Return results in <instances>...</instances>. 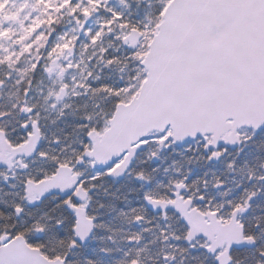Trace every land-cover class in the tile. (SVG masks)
I'll use <instances>...</instances> for the list:
<instances>
[{
  "label": "snow or ice",
  "instance_id": "1",
  "mask_svg": "<svg viewBox=\"0 0 264 264\" xmlns=\"http://www.w3.org/2000/svg\"><path fill=\"white\" fill-rule=\"evenodd\" d=\"M149 7L143 17L132 19V13L100 0L106 17L90 40L93 59L108 75L102 79L89 71L82 76L78 95L94 100L91 111L84 105L76 125L84 138L71 158L34 153L49 162L51 171L25 180L36 188L62 170L76 177L57 200L67 225L64 216L47 213L23 221L25 205L37 207L44 196L21 198L7 215L22 226L0 231V264H73L76 255L83 256L81 264H97L79 252L91 234L81 225L88 223L94 231L99 219L89 211L96 181L133 175L137 184L151 185L154 177L135 167L137 156L146 154L143 163H148L177 145L184 146L181 167L174 162L167 182L158 181L141 196V208L158 213L163 222L156 264H264V157H253L258 168L243 159L252 155L246 150L264 151V0H149ZM34 123L39 131V122ZM21 127L25 138L33 135L32 124L22 121ZM118 132L124 134L121 146L101 156L99 145ZM23 164L26 170L28 162ZM85 165L94 170L87 178L80 170ZM212 165L222 166L233 185ZM196 166L202 172L194 176ZM145 219L134 217L135 222ZM53 231L49 239L56 247L49 249L45 237ZM98 252L108 255L111 249Z\"/></svg>",
  "mask_w": 264,
  "mask_h": 264
},
{
  "label": "rangeland",
  "instance_id": "2",
  "mask_svg": "<svg viewBox=\"0 0 264 264\" xmlns=\"http://www.w3.org/2000/svg\"><path fill=\"white\" fill-rule=\"evenodd\" d=\"M141 2L143 6L139 7L137 3L134 4L129 0H108V6L125 15L132 13L134 19H139L151 10L149 0H141ZM94 11L96 15L90 17L89 15ZM71 14L75 18H70ZM87 15L88 21L79 33L78 28L84 23ZM105 17L106 13L100 8V0L94 3L89 0H71V2L69 0H0V25H2L0 82L4 84L0 94H2L1 101L4 105L2 111L7 109L11 112V119L3 125L12 124L13 120L19 121L20 126L22 121L28 122L31 118L19 116L21 107H33V103L38 102L39 110L44 111L45 103L46 106L56 103L55 98L63 87L66 94L53 108L68 113L67 111H70L74 104L81 108L80 103L85 111L84 105L87 103V110H92L89 105H92L94 100L79 96L78 90L82 83V76L89 71L102 79L107 77L108 74L102 70L100 64L94 62L84 65L78 54L66 65L59 63L52 75L43 74L49 68L53 57L58 56L64 60L69 56L71 46L75 45L77 48L83 46L82 50L85 53L88 51L94 54L90 35H99L98 27ZM75 21L79 22L78 26L74 25ZM85 55V62H91L90 55ZM38 75L40 79L30 82V78L34 76L35 79ZM39 114L38 111L37 116ZM83 170L89 173V176L93 175V171L88 166ZM28 219L27 215L22 217L23 221ZM114 226H110L109 229L113 231ZM113 236L114 234L111 235ZM152 242L156 243V240L149 239L147 243L149 245L147 248L144 247V252L149 251ZM157 253L158 249L154 247L151 248L148 256L155 257ZM128 260H130L129 256L123 254L117 262Z\"/></svg>",
  "mask_w": 264,
  "mask_h": 264
},
{
  "label": "flooded vegetation",
  "instance_id": "3",
  "mask_svg": "<svg viewBox=\"0 0 264 264\" xmlns=\"http://www.w3.org/2000/svg\"><path fill=\"white\" fill-rule=\"evenodd\" d=\"M93 14H96V11ZM76 49L79 51V56L82 59V64L84 63V65H87V63L85 62L86 60L85 54H89V52L87 51L85 53V51L82 50L83 46L77 48V46L74 45V46L69 47L70 55L67 56L64 60H62L58 56L53 57L52 61L53 60L56 61V67L61 62H62L61 64H64V63L65 65L68 64L71 61V58L76 56V51H77ZM40 68H43V67H40ZM52 73L53 71L51 73H48L46 69L43 75L46 74L47 76H50L52 75ZM0 84L2 85L0 87V92H1L4 88H3V83L0 82ZM61 89L62 88H60V91ZM63 89H64V92H63L64 93L63 97H64L66 94V91L64 87ZM1 96L2 94H0V108H1L0 109V132L3 133L4 138H5V131H6L7 139L5 140L10 146L16 147L22 144L21 140L26 142L28 138H25L24 130L19 125V121L16 122L15 120H13V123L11 122L12 124L3 125L6 121H9L11 119V115H10L11 112H9L7 109L3 110L5 112L2 111V107L4 105H2ZM37 104H38L37 102H34L33 107H29V108L21 107L19 116L21 118H25V117L31 118L29 119L28 123L34 125V122L38 121L37 113L40 109ZM54 106L55 105H50V108H53ZM29 109L34 110V114L30 112L29 114L25 115L24 112ZM6 112H9V113H6ZM38 122H39L40 139L38 142V149L36 153H39L40 151H46L49 153L50 157L62 156L63 158H71L74 156V153H72L73 150L71 152L69 151V148L73 146V143H70L67 140V138L65 139V136L61 133H59L58 135L54 134L50 126L45 125L43 127L44 118L39 120ZM57 139L59 140V143L55 142ZM78 148H79L78 146L76 145L74 146V149H78ZM246 151L248 152L252 151L253 155L259 154L262 157H264V151H262L261 153H256L255 149H249ZM163 154L164 152L161 153L160 158L158 159V161H160L162 164V167L158 174V181L167 182V178L173 174V170L167 169L164 166L163 163H165V160L162 157ZM243 159H247L250 166L258 168L259 162L256 161L255 159H249L248 156L244 157ZM24 161L28 162V167L26 170H24V164H23ZM85 167L86 165L81 166L80 170L83 176L87 178L89 177V175L88 173H86V171L83 170ZM165 169H167L168 171L165 172ZM211 169L212 171L215 172L216 175L224 176L225 180L230 186L233 185V181L224 174L222 170V166L212 165ZM45 171H49V172L51 171L50 164L48 161H41L38 158V155H35V156L33 155L32 157H29L26 159L17 158V159L12 160V167L9 171L7 168L0 169V211L2 213L4 212L3 205L6 204L8 207V211H7L8 213L9 210L14 206L16 202H19L21 198H25V189H26L25 180L28 176L36 177L40 174H43ZM246 171L247 169H245L243 173L238 175L236 179L240 180L242 176L246 173ZM201 172H202V168L200 166H196L193 168L194 176L201 174ZM211 174L212 172L210 171V175ZM38 199H40L39 196H36V200ZM58 199H59V195L52 194L50 196H46L43 200H41V202L39 203L37 207L30 208L26 204L24 208V216L27 215L28 218H36L44 213H47L48 215L54 216V217L64 216L66 218V225H67V220H68L67 213L63 212L62 206L57 204ZM260 207L264 208V204H262ZM130 210L131 208L128 207V209L124 211L126 212L124 215L117 217L118 219L116 218L118 222L114 227L115 232L113 233L114 236L111 239H108V237L111 236L110 234L107 237H104V235H102L103 229L100 223V216L96 212L99 219L95 226V230L93 231V236H92L93 238L94 235L96 234V238H94L92 242L93 244L94 242H96V247H88L91 244V242H89L86 248L79 250V252L80 253L87 252V254H89L94 260L97 261V264H116L118 258L122 256L123 254H127L129 256V259L138 257L140 264L141 262L142 264L143 262L144 264H156L158 254H160L162 250V245L160 243V241L162 240V237L160 235V231H161V227L163 226V222L160 219V215L159 214L154 215V214H151L150 212H147L144 215L145 211L141 207H139V209L136 210V212H132ZM137 214L145 216L146 219L144 221L135 222L134 217ZM2 217L3 216L1 215L0 231H2L3 229L7 227H11L13 224H15L17 227L22 226V222H19L20 220H17L14 216L11 218L9 217L2 218ZM173 228L175 230H178L175 225H173ZM54 235H55L54 231L46 234L45 240L47 243V247L49 249L56 247L55 240L49 239V237H52ZM64 235L65 237L67 235H70V232H68L67 227H65ZM130 238H131V243L129 242ZM137 238L139 239L137 240ZM149 239L156 240V243H153V242L150 243L151 244L150 249L146 253L143 251V249H144V245L148 243ZM101 247L110 248L111 252L108 255L99 253L98 249ZM154 247L158 249V253L156 254L155 257H149L148 254L151 251V248H154ZM240 254H243V253H240ZM82 259H83L82 255L74 256L73 264H81Z\"/></svg>",
  "mask_w": 264,
  "mask_h": 264
},
{
  "label": "trees",
  "instance_id": "4",
  "mask_svg": "<svg viewBox=\"0 0 264 264\" xmlns=\"http://www.w3.org/2000/svg\"><path fill=\"white\" fill-rule=\"evenodd\" d=\"M129 1L136 4L134 0ZM138 5L139 7H142L143 3L141 2ZM131 18L134 19L133 15L131 16ZM76 52L79 53L78 50ZM89 55L91 57V62L87 64H93L95 62V60L93 59L94 54L89 53ZM40 76H36L35 79L33 76L30 80L37 81V79H40ZM74 105L71 107L72 109H70V111H67L68 113L63 114L60 117H57L55 113H51L50 116L48 114L43 122V127L45 125L50 126L54 134L58 135L59 133H61L65 136V139L67 138L70 143H73V146L69 148L70 152L74 150L75 145L79 147L80 141L84 138L79 132L76 131V125L80 123L81 117L84 113V109L82 108V104L80 103L79 106L81 108ZM89 107L92 108V105L90 104ZM250 152L252 153V151ZM72 153H74V151H72ZM254 156L255 155L252 154L248 156V158L253 159ZM162 157L165 160V163L163 164L167 169L173 170L174 162L175 167H181V165L183 164V148H176L175 151L168 150L164 152ZM145 160L146 158L136 161L135 167L145 170L154 177L152 184L148 185L147 187L145 185L137 184V182L134 181L133 175H126L122 181H111L108 178H103L96 181V188L92 192V207L89 209V211L97 212L100 216V223L102 224L103 229L102 235H104V237H107L109 234L112 235L115 232V230H110L109 227L117 224L118 221L116 220V218L124 215L126 213L124 211L128 209V207L136 210L141 207V205L143 204L141 196L144 189L154 188L156 183L158 182V174L162 167L161 162L151 161L148 163H143V161ZM152 169H158V171L153 173L151 172ZM130 191L133 193H129ZM101 204L104 205L103 208H99V205ZM3 207L4 212L2 213L0 211V213H2L0 214V217L2 215L4 218H8V207L6 204H4ZM121 209H123V212H121ZM94 238H96V234L91 240V244H93L92 242ZM91 246L96 247V242H94V244ZM239 254L240 253H238V255Z\"/></svg>",
  "mask_w": 264,
  "mask_h": 264
},
{
  "label": "water",
  "instance_id": "5",
  "mask_svg": "<svg viewBox=\"0 0 264 264\" xmlns=\"http://www.w3.org/2000/svg\"><path fill=\"white\" fill-rule=\"evenodd\" d=\"M55 66V61L52 63V67L49 73L52 72V69ZM63 92V91H62ZM30 113V110L25 111L24 114L27 115ZM124 134L123 132H118L112 134L106 140L103 141L98 147L99 154L103 156L107 153H114L117 148L121 146L123 143ZM40 139L39 131L36 130L35 124L33 125V135L27 139V141L17 147H11L4 138L2 132H0V164L6 166L8 171L12 167V160L18 157H25L29 158L34 155L38 148V142ZM182 146V145H177ZM100 169V168H97ZM124 175L116 178L122 179ZM76 177L68 173L67 171L62 170L54 181H49L45 185H40L36 188L26 185L25 189V198L31 200H36V196H50L52 194H59L60 192L68 187H71L72 184L75 183ZM45 193H50L49 195L45 196ZM29 206V205H28ZM31 207V206H29ZM83 231H89L91 234L88 236V240L92 235V226L88 223H83L81 225Z\"/></svg>",
  "mask_w": 264,
  "mask_h": 264
}]
</instances>
